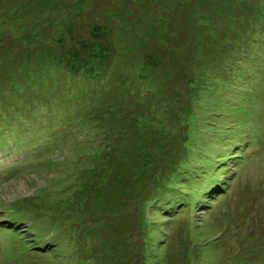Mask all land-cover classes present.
<instances>
[{"label":"rangeland","instance_id":"obj_1","mask_svg":"<svg viewBox=\"0 0 264 264\" xmlns=\"http://www.w3.org/2000/svg\"><path fill=\"white\" fill-rule=\"evenodd\" d=\"M0 220V264H264V0H0Z\"/></svg>","mask_w":264,"mask_h":264},{"label":"trees","instance_id":"obj_2","mask_svg":"<svg viewBox=\"0 0 264 264\" xmlns=\"http://www.w3.org/2000/svg\"><path fill=\"white\" fill-rule=\"evenodd\" d=\"M100 28H101V25L100 26L96 25L95 29L98 30V33H97L98 35L95 38H98L101 42V38L103 37L104 28H101V29ZM92 38L93 37H91V39ZM62 41H65V43H63ZM58 43L60 46L64 45V47H67V48L61 47L60 49L62 51L59 49V54L64 58V61H65L64 66L68 67L67 68L68 70H71L74 72L75 67H77L78 64H80L76 69L77 71L82 70L84 68H86V69L88 68L89 73H87V74H92L95 71H97V67L101 68L103 66V65L99 66L100 61H98L97 63H95L93 61L94 59L98 58V56L94 55V42L93 41H90V43L83 42V39L76 36L73 32L69 38L65 34H64V36L61 35V38L59 39ZM113 48H114L113 46H107L103 51L105 52V50H106V52H108V50H112ZM106 52H105V54H106ZM91 62H94L93 65H90ZM124 77H125V80H127V78H128L131 81V79H130L131 73L125 74ZM82 114H83L82 117H84V113H82ZM67 127H68V124L65 126L63 131H66ZM52 135L55 138V140L59 141L58 145L60 146L62 143L61 141H62L64 136H61L58 133H55ZM48 160H51L50 157ZM34 164H35V161H31L30 163H28V165H34ZM17 170L21 171L22 168H18ZM87 195L89 196V193H87ZM109 200H110V202H106L107 205H109L110 203H113V201H111V199H109ZM82 202L83 203H80V202L73 203V205H76V207H78L77 210H75L74 208H71V209L75 210L77 216H79V218L82 219L83 223H85L88 226V223L90 222V219L88 216L90 215L89 213L91 212V206L92 205H91L90 200H88L87 202H85V201H82ZM122 202H123V206L125 208L129 209L131 207V201L129 199H126L123 196H121V202L120 203H122ZM163 208H165V207H163ZM2 210H6V209L3 207L1 209V211ZM20 212H21V210H18L16 208H12L11 212L9 213V215L12 216L11 221L17 222L18 220L19 221L22 220V217L24 215L29 216V214L25 213V212L23 213L24 214L23 216H20ZM68 212L69 211H67L66 216H68ZM108 213L109 212H106V211L104 212L103 219H106L107 216H111ZM66 219H68V217ZM56 221H58L62 224L66 223L62 219L61 220L56 219ZM109 222H112V224L118 223L117 218L115 220H112ZM10 225L11 224H8L7 221H4V223L0 227L2 229L8 230L11 228ZM111 243H112V241H111Z\"/></svg>","mask_w":264,"mask_h":264}]
</instances>
